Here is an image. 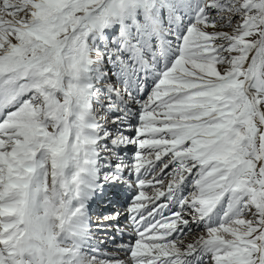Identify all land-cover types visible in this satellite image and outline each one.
I'll use <instances>...</instances> for the list:
<instances>
[{"label":"snow or ice","instance_id":"snow-or-ice-1","mask_svg":"<svg viewBox=\"0 0 264 264\" xmlns=\"http://www.w3.org/2000/svg\"><path fill=\"white\" fill-rule=\"evenodd\" d=\"M0 264H264V0H0Z\"/></svg>","mask_w":264,"mask_h":264}]
</instances>
